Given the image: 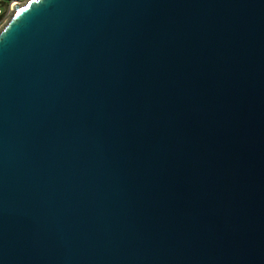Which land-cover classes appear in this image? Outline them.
Wrapping results in <instances>:
<instances>
[{
    "label": "water",
    "instance_id": "obj_1",
    "mask_svg": "<svg viewBox=\"0 0 264 264\" xmlns=\"http://www.w3.org/2000/svg\"><path fill=\"white\" fill-rule=\"evenodd\" d=\"M0 264H264V0L16 1Z\"/></svg>",
    "mask_w": 264,
    "mask_h": 264
},
{
    "label": "trees",
    "instance_id": "obj_2",
    "mask_svg": "<svg viewBox=\"0 0 264 264\" xmlns=\"http://www.w3.org/2000/svg\"><path fill=\"white\" fill-rule=\"evenodd\" d=\"M16 1L20 2V1H24V0H0V9H1V13H0V27L2 26V24H4L5 20L9 16V13L7 12V10L11 6V4L13 2H16Z\"/></svg>",
    "mask_w": 264,
    "mask_h": 264
},
{
    "label": "rangeland",
    "instance_id": "obj_3",
    "mask_svg": "<svg viewBox=\"0 0 264 264\" xmlns=\"http://www.w3.org/2000/svg\"><path fill=\"white\" fill-rule=\"evenodd\" d=\"M15 2H13L12 4H11V6L9 7V9L7 10V12L10 14L11 12H12V10H13V4H14ZM8 15V14H7Z\"/></svg>",
    "mask_w": 264,
    "mask_h": 264
},
{
    "label": "built area",
    "instance_id": "obj_4",
    "mask_svg": "<svg viewBox=\"0 0 264 264\" xmlns=\"http://www.w3.org/2000/svg\"><path fill=\"white\" fill-rule=\"evenodd\" d=\"M0 13H1V9H0Z\"/></svg>",
    "mask_w": 264,
    "mask_h": 264
}]
</instances>
